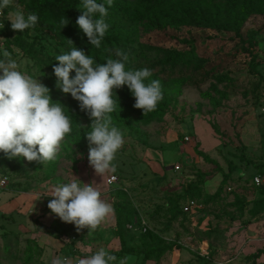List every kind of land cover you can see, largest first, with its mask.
Returning <instances> with one entry per match:
<instances>
[{
  "label": "rangeland",
  "instance_id": "374dc122",
  "mask_svg": "<svg viewBox=\"0 0 264 264\" xmlns=\"http://www.w3.org/2000/svg\"><path fill=\"white\" fill-rule=\"evenodd\" d=\"M25 15L24 1L0 0V75L14 79L0 92V264H264V207L254 212L264 196V14L250 15L241 38L182 22L130 25L131 76L161 95L159 115L145 123L138 110L79 106L47 128L28 118L59 51ZM31 38L34 55L18 42ZM148 46L195 57L193 71L142 77ZM187 200L195 208L181 211ZM158 238L174 244L147 258Z\"/></svg>",
  "mask_w": 264,
  "mask_h": 264
},
{
  "label": "trees",
  "instance_id": "16d2710c",
  "mask_svg": "<svg viewBox=\"0 0 264 264\" xmlns=\"http://www.w3.org/2000/svg\"><path fill=\"white\" fill-rule=\"evenodd\" d=\"M22 1L26 10L23 19L25 27L37 32V38L49 33L59 51L58 56L48 58L50 74L43 81L42 97L36 99L37 115L28 118L31 125L41 128L58 125L72 114L75 117L79 106L89 110L103 107L105 111H111L110 114L138 110L143 113L142 121L145 123L159 115V107L161 110L165 107L161 95L155 94L140 79L131 76L130 71L136 68L130 60L133 50L128 44L132 42L123 44L127 40L130 25L141 21L155 25L182 22L232 30L236 37L241 38V29L250 15L264 14V0ZM102 26L107 27L103 32L100 31ZM18 42L34 55L33 38L24 45L23 40L19 39ZM147 49H152L155 56L150 58L144 54L140 58V65L144 68L142 77L148 73H159L182 80L184 77L180 76L193 71L190 62L195 57L180 53L166 55L158 47L148 46ZM13 80V77L1 73V94L8 92ZM102 100L105 103L102 104ZM1 108H4L3 104H0ZM145 110L147 114L144 116ZM84 115L90 119L94 114ZM212 127L215 132H219L218 126ZM198 153L202 154L201 151ZM197 177L202 183L206 174L199 173ZM226 178L223 175L217 192L221 191ZM192 185L195 184H189L185 193L193 188ZM255 205L254 212L260 211L264 207V196ZM174 206L178 208L177 203ZM115 212L120 221L122 206L116 205ZM142 222L138 225L143 228ZM172 244L163 243L158 238L157 245L143 253L147 258L158 257Z\"/></svg>",
  "mask_w": 264,
  "mask_h": 264
},
{
  "label": "built area",
  "instance_id": "2783aa9c",
  "mask_svg": "<svg viewBox=\"0 0 264 264\" xmlns=\"http://www.w3.org/2000/svg\"><path fill=\"white\" fill-rule=\"evenodd\" d=\"M184 139H185V140H188V137H187V136H184ZM253 179H254V183H256V185H260V183H261V176H260V175H255V177H254ZM115 181H116V177L113 176V175H111V176L108 178V182H109V183H113V182H115ZM0 182H1V183H4V182H5V178H3V177L1 176V174H0ZM195 206H196V204H195V201H194V200H187V201H185V202L183 203L182 210H184L185 212H188V211H190V210H193ZM144 222H145V221L143 220L142 225H143V224L145 225ZM130 226H131V225H130ZM145 228H146V226H143V230H144Z\"/></svg>",
  "mask_w": 264,
  "mask_h": 264
},
{
  "label": "crops",
  "instance_id": "0c3cea01",
  "mask_svg": "<svg viewBox=\"0 0 264 264\" xmlns=\"http://www.w3.org/2000/svg\"><path fill=\"white\" fill-rule=\"evenodd\" d=\"M256 175H259L258 173H256ZM261 176V175H260ZM262 183V182H261Z\"/></svg>",
  "mask_w": 264,
  "mask_h": 264
}]
</instances>
